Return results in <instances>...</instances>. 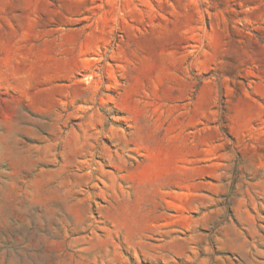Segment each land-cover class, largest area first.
<instances>
[{
    "label": "rangeland",
    "instance_id": "rangeland-1",
    "mask_svg": "<svg viewBox=\"0 0 264 264\" xmlns=\"http://www.w3.org/2000/svg\"><path fill=\"white\" fill-rule=\"evenodd\" d=\"M0 264H264V0H0Z\"/></svg>",
    "mask_w": 264,
    "mask_h": 264
}]
</instances>
